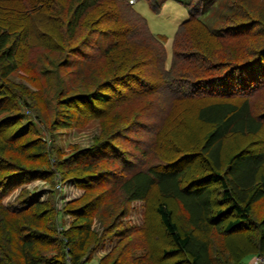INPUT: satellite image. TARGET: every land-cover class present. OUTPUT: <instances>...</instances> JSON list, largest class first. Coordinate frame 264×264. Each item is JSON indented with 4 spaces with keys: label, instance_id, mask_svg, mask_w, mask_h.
Instances as JSON below:
<instances>
[{
    "label": "trees",
    "instance_id": "obj_1",
    "mask_svg": "<svg viewBox=\"0 0 264 264\" xmlns=\"http://www.w3.org/2000/svg\"><path fill=\"white\" fill-rule=\"evenodd\" d=\"M178 1L187 16L166 65L167 37L129 0H0V264H79L111 232L119 241L96 264L264 253V0ZM19 67L36 91L10 79ZM41 117L51 138L91 119L100 132L64 152ZM37 178L83 188L63 206L66 228L51 198L25 202L23 187L26 207L2 203ZM131 200L144 202L140 226L116 221Z\"/></svg>",
    "mask_w": 264,
    "mask_h": 264
},
{
    "label": "rangeland",
    "instance_id": "obj_2",
    "mask_svg": "<svg viewBox=\"0 0 264 264\" xmlns=\"http://www.w3.org/2000/svg\"><path fill=\"white\" fill-rule=\"evenodd\" d=\"M129 1H131V6L146 20L149 29L153 33H161L167 37L165 41V49H166V65H168L172 55L171 54L172 37L178 22H180L182 19H184L187 16L186 6L181 2H179L178 0H165L158 11H153L149 8V5L146 0H129ZM31 71L27 67L26 68L19 67L17 70L12 72L9 75V77L12 81L22 82L25 85H27L30 89L36 91L38 89L39 77H37L38 79L37 78L30 79V74L32 73ZM242 77L243 75L226 76L225 78L227 79L225 80L226 81L225 83L227 84L232 81L231 83L232 85H237L238 84L236 82L237 79ZM248 84L251 85L250 82ZM218 87L220 86L218 85ZM146 111L148 113L151 112V107L149 105L147 106ZM42 115L44 116L45 113H43ZM150 118L151 117H148L146 119L150 120ZM45 121L46 120L44 117H41V119L38 120V125L41 128L40 134L43 135L42 138L45 139L47 143L56 144L57 147H59L64 152H68L75 147L79 148L90 145L94 137L97 136L98 133L100 132L99 120L91 119L82 127L61 129L55 132L54 136L51 138L47 136L43 131ZM132 141L134 142V140ZM22 187L23 189H25L24 191H26L21 196V198L25 200V202H29L35 199L43 200L46 198L48 199L51 198V200L53 201V205L58 212L57 224H56L57 230H62L66 228L72 219L70 215L63 210V206L67 201L80 196V194L83 191V188L78 187L71 179L61 180L58 178L56 181L53 182V184H51L49 182H46L44 179L37 178L32 181H28L24 184L18 185L10 193H8L5 197L2 198V203L8 209L17 211L26 207L25 204H22L21 202L17 201L18 194ZM143 208H144L143 200H131L128 204L126 213L117 217L116 219L117 223L126 226L142 225ZM104 225L105 224L101 223V221H99L97 217H93L91 223V230L93 231L94 234L100 235V233L103 231ZM117 227L120 226L118 225ZM106 235L107 236L105 238H102L98 242L96 248L92 250L89 258L84 259L86 253L84 254V256L81 257L79 264H96L98 259L104 257V255L108 254L112 250V248L118 243L119 238L117 235H115V233L112 234V232ZM113 256H115V254ZM123 256H126V254H123ZM117 257H118L117 259L124 260L122 256L120 257L117 256ZM253 259L254 256L250 259L249 262L252 263ZM109 261L110 258L105 263L108 264Z\"/></svg>",
    "mask_w": 264,
    "mask_h": 264
},
{
    "label": "built area",
    "instance_id": "obj_3",
    "mask_svg": "<svg viewBox=\"0 0 264 264\" xmlns=\"http://www.w3.org/2000/svg\"><path fill=\"white\" fill-rule=\"evenodd\" d=\"M264 262V253L254 255L253 262H247V264H260Z\"/></svg>",
    "mask_w": 264,
    "mask_h": 264
}]
</instances>
